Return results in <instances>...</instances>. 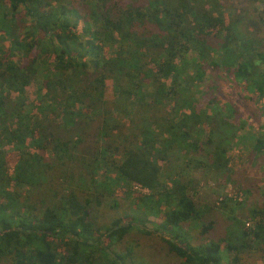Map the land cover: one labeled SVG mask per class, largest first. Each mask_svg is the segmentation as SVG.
<instances>
[{
    "label": "trees",
    "instance_id": "trees-1",
    "mask_svg": "<svg viewBox=\"0 0 264 264\" xmlns=\"http://www.w3.org/2000/svg\"><path fill=\"white\" fill-rule=\"evenodd\" d=\"M195 1L0 0V260L135 264L129 252L112 254L110 241L151 233L146 218L97 228L71 183L83 157L107 191H148L135 208L160 220L155 232L181 264H241L240 253L264 246V203L251 209V229L233 220L224 239L193 244L212 221L190 181H160L168 150L192 157L181 169L196 162L229 181L228 151L240 137L250 163L264 164V131L250 130L264 117V30L249 36Z\"/></svg>",
    "mask_w": 264,
    "mask_h": 264
},
{
    "label": "rangeland",
    "instance_id": "rangeland-1",
    "mask_svg": "<svg viewBox=\"0 0 264 264\" xmlns=\"http://www.w3.org/2000/svg\"><path fill=\"white\" fill-rule=\"evenodd\" d=\"M187 1L190 5L194 4L193 0ZM203 1L207 2L204 6L205 9L212 10L215 14L219 13L218 15H221L226 23L231 22L234 27L244 30V33L249 36L262 35L264 30V0ZM77 30L82 36L81 25H78ZM43 57L47 61L50 60L48 56ZM38 88L39 84L35 82L28 86L26 95L29 102L38 98ZM105 97L108 100L112 99V83L110 81L106 82ZM263 126L264 117H261L259 121L252 123L250 130L253 133L260 134L264 131ZM247 132H241V134L246 136ZM248 141L247 138L240 137L238 141L236 140L230 146L228 164L231 175H229L230 178L227 182L226 179H215L213 172L204 165L201 167L200 164H197L195 158L193 159V162H195L193 167L188 170L181 169L186 160H191V156L182 162L177 153H171L168 150L166 162H159L161 165L160 181L167 187L173 180L190 181L188 193L197 207L204 213L203 221L205 223L212 221L213 223L212 230L203 237L198 236L199 228L196 231H191V236H195V238L198 236V239H193V244L212 239L215 241L224 239L226 229L232 224L233 220L242 222L244 228L251 229L253 227L254 222L248 215L251 209L261 207L264 203V164L259 165L256 162L254 165L250 163L253 156L251 152L253 151L250 152L252 147H249ZM90 145L91 143L87 144L89 150L92 149ZM5 150L10 152L11 148L6 147ZM44 156L49 158L47 153ZM87 162H90L89 159L83 157L81 168L73 170V173L69 170L68 177L73 174L74 180H71V183L75 186V191L78 192L79 196L83 194L88 198L90 202L88 207L90 219L95 226L104 231L112 227L118 219H121L122 223L125 224L124 222L128 217L146 218L145 228L151 231L147 234L137 229L130 230L120 241H110V252L120 256L129 252L135 264H181L180 258L171 253L167 244L162 240L161 234L163 233L155 232L160 220L150 215L144 217L143 214L140 215L138 209L136 210L135 197L137 194L144 193L136 189L135 186L127 189H120L121 187L114 189L112 187L111 191H107L104 186V173L84 168ZM77 184L82 187L78 188ZM223 198L230 200H226L225 205H221L220 201ZM247 223H249L248 226ZM231 240L234 245L240 243V240L237 241L235 238ZM108 244L106 243L104 246L107 247ZM221 246L224 251L225 243L222 242ZM239 258L241 264H264V246L244 250L243 253L239 254ZM99 259L102 261V256ZM0 264L10 263L8 260L2 259Z\"/></svg>",
    "mask_w": 264,
    "mask_h": 264
},
{
    "label": "built area",
    "instance_id": "built-area-1",
    "mask_svg": "<svg viewBox=\"0 0 264 264\" xmlns=\"http://www.w3.org/2000/svg\"><path fill=\"white\" fill-rule=\"evenodd\" d=\"M136 189H138L139 191L143 192L144 194H147L148 191L146 189H143L141 188L140 186L138 185H134ZM247 226L249 225V223L246 224Z\"/></svg>",
    "mask_w": 264,
    "mask_h": 264
}]
</instances>
